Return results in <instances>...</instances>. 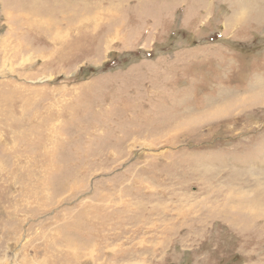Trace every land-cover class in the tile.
<instances>
[{"label":"rangeland","instance_id":"obj_1","mask_svg":"<svg viewBox=\"0 0 264 264\" xmlns=\"http://www.w3.org/2000/svg\"><path fill=\"white\" fill-rule=\"evenodd\" d=\"M0 264H264V0H0Z\"/></svg>","mask_w":264,"mask_h":264},{"label":"bare ground","instance_id":"obj_2","mask_svg":"<svg viewBox=\"0 0 264 264\" xmlns=\"http://www.w3.org/2000/svg\"><path fill=\"white\" fill-rule=\"evenodd\" d=\"M154 206V205H153Z\"/></svg>","mask_w":264,"mask_h":264}]
</instances>
